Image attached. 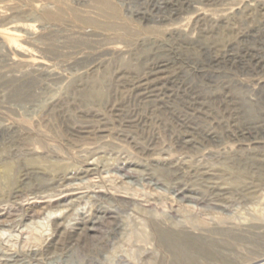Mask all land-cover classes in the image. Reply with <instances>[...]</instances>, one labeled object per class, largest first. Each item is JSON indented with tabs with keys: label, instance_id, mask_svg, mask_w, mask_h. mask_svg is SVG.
Here are the masks:
<instances>
[{
	"label": "rangeland",
	"instance_id": "1",
	"mask_svg": "<svg viewBox=\"0 0 264 264\" xmlns=\"http://www.w3.org/2000/svg\"><path fill=\"white\" fill-rule=\"evenodd\" d=\"M0 264H264V0H0Z\"/></svg>",
	"mask_w": 264,
	"mask_h": 264
}]
</instances>
